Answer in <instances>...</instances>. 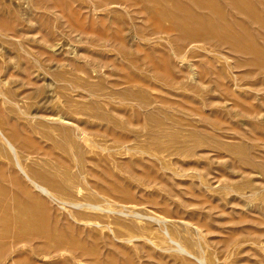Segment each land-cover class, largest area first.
<instances>
[{"label": "rangeland", "instance_id": "1", "mask_svg": "<svg viewBox=\"0 0 264 264\" xmlns=\"http://www.w3.org/2000/svg\"><path fill=\"white\" fill-rule=\"evenodd\" d=\"M0 264H264V0H0Z\"/></svg>", "mask_w": 264, "mask_h": 264}, {"label": "bare ground", "instance_id": "2", "mask_svg": "<svg viewBox=\"0 0 264 264\" xmlns=\"http://www.w3.org/2000/svg\"><path fill=\"white\" fill-rule=\"evenodd\" d=\"M248 3V2H247ZM246 5V4H245ZM248 6V5H247ZM249 12V11H248ZM198 31V30H197Z\"/></svg>", "mask_w": 264, "mask_h": 264}]
</instances>
